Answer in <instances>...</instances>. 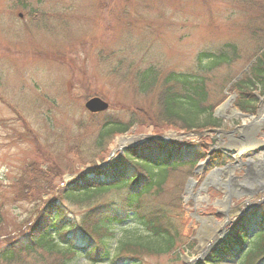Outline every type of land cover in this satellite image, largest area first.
<instances>
[{"label":"rangeland","instance_id":"obj_1","mask_svg":"<svg viewBox=\"0 0 264 264\" xmlns=\"http://www.w3.org/2000/svg\"><path fill=\"white\" fill-rule=\"evenodd\" d=\"M242 9L232 0H0V248L11 243L26 245L24 235L39 209L59 201L63 190L80 174L114 165L126 147L147 143L148 136L159 134L155 128L158 91L137 90L124 77L127 65L134 63L136 69L153 63L165 76L170 71L193 69L200 50L231 41L240 43L246 57L251 47L238 25ZM246 62L242 59L213 71L209 83L211 98L223 99L214 109L215 117L221 120L217 130L236 132L231 136L212 132L202 136L209 143L215 138L216 146L225 141L239 149L242 163L236 164L239 154H235L230 159L235 167L231 171L220 172L228 164L208 166L203 158L195 167L168 172L170 179L163 188L145 196L139 209L148 211L161 205L173 209L181 242L168 254L143 251L145 263H205L207 254L225 242L240 215L263 202L259 200L264 199V190L253 186L264 182V150L249 158L251 165L246 164V156L264 145L263 119L256 121L264 91H256V113L251 114L237 106V94L230 89ZM225 74L228 84L223 91L219 81ZM93 96L107 101L109 109L89 112L85 103ZM226 101L232 103L234 113L217 112ZM102 113L123 123L133 118L139 121L96 145L100 129L96 121L102 122ZM244 125L246 128H239ZM193 131L202 130L187 133ZM180 133L182 130L168 128L161 134L171 138L167 142L194 144L199 140L196 134L187 138ZM239 134L244 137L239 138ZM121 137H127L123 144L117 141ZM35 166L63 173L54 183L57 188L42 194L41 184L38 202L13 201L17 187L12 184ZM243 180L248 184H242ZM126 196V188L109 189L84 205L70 207L69 215L79 222H94L105 212L120 214L121 208L128 207ZM179 207H183L182 212ZM123 231L114 229V237L118 239ZM260 231L241 264L264 247V224L251 236ZM149 239L152 241L147 237L145 242ZM59 261L58 252L37 247L35 251H19L15 258L0 260V264ZM238 261L226 255L219 264H240ZM69 264L93 263L83 251Z\"/></svg>","mask_w":264,"mask_h":264},{"label":"trees","instance_id":"obj_2","mask_svg":"<svg viewBox=\"0 0 264 264\" xmlns=\"http://www.w3.org/2000/svg\"><path fill=\"white\" fill-rule=\"evenodd\" d=\"M237 1L243 8L240 10L242 14L238 19V25L240 30L242 29V34L249 39L251 47L246 57L240 43L231 41L218 48L200 50L196 54L193 69L170 71L165 76H161L153 63L136 69L132 63L124 69V77L132 82L137 90L143 93L150 90L158 91L155 128L159 133L168 128L188 132L221 124V120L214 116V109L223 99L211 98L213 89L209 83L212 72L222 66H231L242 59L247 61L242 70L247 67L245 65L251 64L241 78L231 84L230 89L237 94L236 104L242 111L247 113L256 111L258 99L255 93L257 90L264 91V0H232L234 3ZM227 80L225 74L219 81L223 91L228 84ZM101 115L104 117L102 122L96 121L100 128L96 145L103 144L107 138L115 134L126 132L139 121L133 118L123 123L106 116L107 113ZM208 149V141L204 139L194 144L149 143L125 150L110 167L101 171L93 168L80 174L66 190H63L58 197L59 201L54 200L39 209L24 235L26 245L11 243L7 244L8 247L5 249L0 248V260L10 261L19 251H35L37 247L58 252L59 264H69L83 251L93 264L98 262L150 264L145 263L143 251L146 250L149 254L173 252L181 242L174 210L165 205L148 211H142L139 207L145 196H150L152 192H156L155 190L163 188L167 179H170L168 172L178 168L195 167L198 160L207 157ZM220 156L219 152L214 153L211 163L220 162ZM62 175L63 173L53 172L50 167L44 169L41 166L24 171L12 184L17 187L15 196L12 197L13 201L30 204L38 202L37 190L40 185H43L40 193L49 194L57 188V184L54 183ZM116 187L127 189L128 207L121 208L120 214L115 212L108 215V212H105L94 222L86 219L79 222L69 215L70 207L84 205L99 193ZM65 200L68 204L64 202ZM179 202L182 203L181 199ZM110 206L116 210V207ZM179 208L181 210L183 207ZM129 221L131 222L127 223ZM263 224L264 203L252 214L239 219L233 225L225 242L210 252L203 264H219L224 261L226 255L231 258L237 257L240 262L244 255L250 252L253 239L261 232L254 236L251 234ZM116 228L124 229L118 239L114 237ZM147 237H152V241L149 239L145 242ZM78 242L81 244L77 245ZM243 264H264V247L257 249Z\"/></svg>","mask_w":264,"mask_h":264},{"label":"water","instance_id":"obj_3","mask_svg":"<svg viewBox=\"0 0 264 264\" xmlns=\"http://www.w3.org/2000/svg\"><path fill=\"white\" fill-rule=\"evenodd\" d=\"M85 106L91 112L95 113V112H100V111L106 110L109 107V103L106 102L105 100H103L102 98L98 97V96H94V97H92V98L87 100V102L85 103ZM147 139H148L149 142L158 141V142H161V143H167V141L171 140V138L169 136L164 135V134L151 135V136H148ZM132 147H136V145L135 146H131V147H126V148H132ZM260 149H264V146L261 147ZM233 152L237 153L238 151L237 150H233ZM255 152L257 153L258 151H255ZM122 153H120V154H122ZM262 183L264 184V182H262ZM260 201L264 202V199L259 200V202Z\"/></svg>","mask_w":264,"mask_h":264},{"label":"bare ground","instance_id":"obj_4","mask_svg":"<svg viewBox=\"0 0 264 264\" xmlns=\"http://www.w3.org/2000/svg\"><path fill=\"white\" fill-rule=\"evenodd\" d=\"M231 104L232 103H230V101H227L224 105H223V107L221 108V110L220 111H222V112H224V114H227V113H229V111H231V112H235V110H234V108L233 109H231ZM228 109H230V110H228ZM259 115L260 116H258L259 118H257L256 119V121H258V120H262L263 119V123L261 124V125H264V102L261 104V106H260V113H259ZM260 125V126H261ZM127 140V137H121V138H119V139H117V141L119 142V144H123L124 143V141H126ZM251 160V159H250ZM241 161H239V163H236V164H241L240 163ZM235 167H233L232 165H228L225 169H222V171H220V172H223V171H228V170H233ZM235 181H238V180H235ZM242 184H248V181L247 180H243V181H240ZM253 187H258L260 190H264V184L263 183H257V184H254V186ZM244 191V190H243ZM229 207H227V209H228ZM230 209V208H229ZM230 213V212H229ZM229 218H231L230 216H228L227 217V220H229Z\"/></svg>","mask_w":264,"mask_h":264},{"label":"flooded vegetation","instance_id":"obj_5","mask_svg":"<svg viewBox=\"0 0 264 264\" xmlns=\"http://www.w3.org/2000/svg\"><path fill=\"white\" fill-rule=\"evenodd\" d=\"M229 157H231V158H232V156H231V155H229ZM231 158H230V159H231ZM230 159H229V160H227L225 164H228V165H229V164H230Z\"/></svg>","mask_w":264,"mask_h":264}]
</instances>
